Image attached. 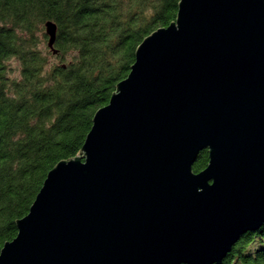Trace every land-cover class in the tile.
Instances as JSON below:
<instances>
[{
    "label": "water",
    "instance_id": "95a60500",
    "mask_svg": "<svg viewBox=\"0 0 264 264\" xmlns=\"http://www.w3.org/2000/svg\"><path fill=\"white\" fill-rule=\"evenodd\" d=\"M263 226L264 0H181L0 264H223Z\"/></svg>",
    "mask_w": 264,
    "mask_h": 264
},
{
    "label": "trees",
    "instance_id": "16d2710c",
    "mask_svg": "<svg viewBox=\"0 0 264 264\" xmlns=\"http://www.w3.org/2000/svg\"><path fill=\"white\" fill-rule=\"evenodd\" d=\"M180 2L0 0V253L49 172L81 155L138 47L177 20ZM49 21L58 28L57 54L48 45ZM208 163L205 150L193 172ZM223 264H264V226L243 236Z\"/></svg>",
    "mask_w": 264,
    "mask_h": 264
},
{
    "label": "rangeland",
    "instance_id": "374dc122",
    "mask_svg": "<svg viewBox=\"0 0 264 264\" xmlns=\"http://www.w3.org/2000/svg\"><path fill=\"white\" fill-rule=\"evenodd\" d=\"M10 66H14V67H17V62L15 60H12L10 62Z\"/></svg>",
    "mask_w": 264,
    "mask_h": 264
}]
</instances>
